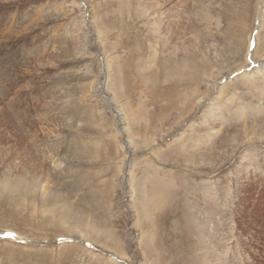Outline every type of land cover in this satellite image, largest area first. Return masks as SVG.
I'll use <instances>...</instances> for the list:
<instances>
[{"label": "rangeland", "instance_id": "374dc122", "mask_svg": "<svg viewBox=\"0 0 264 264\" xmlns=\"http://www.w3.org/2000/svg\"><path fill=\"white\" fill-rule=\"evenodd\" d=\"M263 44L264 0H0V264H264Z\"/></svg>", "mask_w": 264, "mask_h": 264}, {"label": "bare ground", "instance_id": "6f19581e", "mask_svg": "<svg viewBox=\"0 0 264 264\" xmlns=\"http://www.w3.org/2000/svg\"><path fill=\"white\" fill-rule=\"evenodd\" d=\"M137 9V8H136ZM263 46H264V44H263ZM178 65V64H177ZM176 68V67H175ZM179 69H180V67H179ZM184 68H181L180 69V71L181 70H183ZM115 71V70H114ZM117 71V70H116ZM178 73H179V71H178ZM139 74H140V72H139ZM193 75H195V74H192V76ZM179 76H180V78H178L177 79V81H176V83L177 82H181V81H183V79H184V76L182 75V73H180L179 74ZM119 77H122V75L120 74L119 75ZM189 78H190V76H189ZM196 78H197V76L195 75V76H193L192 78H191V80H196ZM155 80V79H154ZM152 84V83H151ZM99 87H97L96 86V91H98L99 89H98ZM170 89H172V88H170ZM121 90V89H120ZM116 93H115V99L117 100L119 97H120V91H115ZM121 93H122V90H121ZM123 96H124V94H122ZM171 104H175L174 102L173 103H171ZM125 118V117H124ZM133 126L135 127V124H134V122H133ZM138 128V127H137ZM139 129V128H138ZM131 135V134H130ZM130 139V138H129ZM131 140V139H130ZM133 140V139H132ZM158 180V179H157ZM154 181V180H153ZM150 183V182H149ZM17 184V183H16ZM157 184V185H156ZM149 185V184H148ZM159 184L158 183H151L149 186V188H145V189H149V191H150V193H152V201H151V204H152V202L154 201L155 203H154V205L152 206V207H154V206H158L159 205V203L162 201V200H164V198H165V196H166V192H167V190H165V189H163L162 187H159L158 186ZM17 187V186H16ZM138 187V186H137ZM141 189V192H142V194L145 196V192L142 190V188H140ZM148 191V190H147ZM147 194V193H146ZM142 202V201H141ZM148 203V202H147ZM149 203H150V201H149ZM140 211H141V214H142V216H143V218H145V220L147 219V217H148V207L146 206V201H145V203H143L142 202V204H140ZM150 207V206H149ZM155 207V208H156ZM187 216V215H186Z\"/></svg>", "mask_w": 264, "mask_h": 264}]
</instances>
